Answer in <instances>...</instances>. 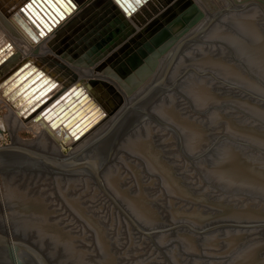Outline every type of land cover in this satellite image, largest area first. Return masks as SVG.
I'll list each match as a JSON object with an SVG mask.
<instances>
[{"label":"bare ground","instance_id":"6f19581e","mask_svg":"<svg viewBox=\"0 0 264 264\" xmlns=\"http://www.w3.org/2000/svg\"><path fill=\"white\" fill-rule=\"evenodd\" d=\"M25 1L26 0H0V49L2 48V50L0 51V108L5 110L4 116L0 118V125L4 122L10 128L9 131H10V134L12 135V141L8 144H12V143L20 144V145L28 147L29 149L37 151V152H45L51 156L54 162L55 161L60 162L61 166L63 168H67L69 171L58 172L59 175L54 174L55 175L54 180L57 182L59 187L61 186V188H71V187L77 188V186L85 185V186H91L95 189L99 188L100 190L104 191L105 194L107 193L106 195H108L112 199L113 205H115L118 210L121 209V211L123 212L121 213L125 217L135 216V217H141V219L143 217H145L146 219L153 217L152 215L155 212V207L156 206L158 207L159 198H161L158 196V192H160L161 190L158 192L153 191L149 189L150 186L152 187L153 183L154 184L158 183L157 185H160L161 187L159 189L163 190V193L162 192L161 193L171 198L172 197L171 195H177L178 194L177 192H179L178 190L180 189L178 180H177L178 176L180 175L184 176V175H183L182 170L178 169V167L180 166L177 165V161L174 155L169 152L168 146L166 145V142L172 140L171 135L169 134L170 135V136L168 135L169 137H164L163 139L162 138L160 139V137L157 136V132H156L157 128L153 129L152 126L150 124L148 125L147 123L143 125L141 124L136 128L134 127L135 124L132 125L135 129L133 130V132L130 131L132 133L126 134V131L123 129H125L127 124L130 126L132 118H131V115L128 116V114L125 117L121 116V113L124 111L123 109L127 105H130L133 103L135 105L137 102H139V98H140L139 95L142 92H144L149 85L160 84L162 87L164 81L165 82L168 81L169 78L175 75L176 73L175 64L178 61L177 58L179 57V54L176 57L174 56L172 57L173 46H176L181 39H184L188 35H191V31L193 30V28H195L194 26L198 25L195 30L196 31L203 30L202 32L204 33V31L210 28L211 26H213L214 23H216V25L219 24V20L222 19L224 16V15L223 16L221 15L226 11L235 10L237 11V13H239L243 11V9L248 8L246 9V11H244V13L241 14V16H239V18H241L240 21L237 15L236 16L234 15L235 12L234 14H231L229 12L228 16H230V18L231 17L233 18V19H230L229 21L230 22L231 20L234 21L233 25L234 27L237 28L235 29V31L237 30L238 34L239 33L242 34L241 35L242 37L240 40H243L242 38H245V37L248 38L249 36L253 44L252 45L250 43L253 46L251 47L253 48V50H251V52L246 53V55L252 60V62L250 59L248 60L252 64L254 62L255 68H258V66H261L260 68H263L264 70V43H263L264 41L262 42V39L260 37L259 32L261 30L258 32V29L261 27L260 26L261 23L259 21V18L261 19L259 15L261 14L257 13L258 11L257 8H260L261 11L264 13V0H200V2L206 4L208 9L210 6L213 8V10L211 11L210 16L205 20V22L201 21L202 19L199 20L194 26L188 29L185 33H182V30L184 29V27H189L188 24H189L190 15L187 16L186 14L191 13L190 11L191 9L188 8L189 7L188 5L191 2V0H187V4L182 3L183 0H176V1H181V4L177 5L175 8V9H179L180 11H182V18L180 21L183 22L184 26L180 30L178 29L173 30V26L178 21L169 24L170 20L173 18V15H175L174 13L172 15L171 14L166 15L165 13L163 16L159 17V13L162 8L160 6L163 4L162 3L163 0L144 1L141 6L136 8V11L132 12L129 15H125V13L122 11V9L118 6V4L114 0H71V3H69V0H59V3H62L63 5L61 7H60V4L56 2V0H53V2L57 5L58 9L61 11V13H63V19H61L60 14L52 13L53 14L52 16H48L49 20L44 19L45 25L37 22L39 25V30H36L35 28L31 27L33 34H30L25 29V27L19 23L18 19L20 15H15V17H13V14L18 10V8ZM41 1L44 2L43 0ZM176 13H178V10H176ZM225 18L226 17H224V19ZM33 19L35 20V18ZM148 22L149 24H147ZM222 24H226V23H222ZM120 25L122 27H120ZM166 25L168 26V30L167 32H164V28L166 27ZM231 25H229V29L234 28V27H230ZM111 31H113L115 35L113 36L114 38H111L112 40L110 39ZM238 34L233 33V35H228V37L226 36L225 38L229 44H232L231 42H235L236 40L239 39V37H237ZM217 37L219 36L217 35ZM222 37L223 36L221 35V40H222ZM141 40L148 41V43L150 44L151 51H146L145 55H143L142 58H139V61L135 65L130 66L126 61V58L130 56V55H127V53L130 50H132L134 47H136V45L140 43ZM223 40H224V37H223ZM183 51H185V49ZM188 51H190V49ZM220 51L222 50L220 49ZM137 52H141V49L134 51L133 53H131V55L133 57H136L138 55ZM190 53L188 54L190 55ZM5 55H7L6 59L4 61H1L2 57ZM182 55H185V54L183 53ZM180 58L181 57H179V59ZM27 61L29 62V64L23 68L24 70L26 69L25 71L26 73L29 69L33 67H35V71L43 67L44 71L43 70L39 71L40 73L42 72L41 73L42 77L43 76L50 77V80L53 79L57 81V84L51 90V93L59 91L61 87L63 86V84L65 83L68 85L76 84L75 85L76 87L78 86L82 87L83 93H87V95H85V97L82 98L78 104L84 105L88 101V98L89 99L91 98L93 100L92 102L93 105L90 106L89 104V106H87L90 108L88 109L85 108L84 111H82L83 107H81L82 110L76 115L77 117H75L77 121L83 118V120H81L78 125L80 129H82V131L79 132L78 137H75L72 133L68 132V129L66 127L52 128L46 123L43 124L42 122L40 123L39 121H35L34 116L39 112L41 108L37 109L36 111L31 113L29 116L25 117L26 111H27V109H24L25 102H26V99H28L29 96L31 95V92L26 93L24 95L23 93H25V90L30 86L29 85L30 81L34 79L35 76L33 74L35 73V71L29 74V77H31L32 75V78L26 79V80L23 79V76L25 75V73H23L22 75L18 77L17 75H13L12 73L15 69L19 68ZM164 61H165V65L162 66L159 71H157L159 63L160 62L164 63ZM211 61L210 63H212ZM150 63L152 67L150 66ZM207 63H208V60H207ZM222 63L223 62H221L217 66L214 65L215 67L214 68L212 67L213 69H210L209 71L218 73L220 74L222 78L229 80L228 78H230V76L228 75L230 73H228L229 72L228 68L224 69L225 66ZM149 66L151 68L149 72L147 73L144 70L146 68L148 69ZM206 66L204 67L206 68ZM195 72H198V71H195ZM200 73L198 72V74ZM260 73L264 76L263 71H260ZM202 74H205V73H202ZM200 77H199L200 81L197 82L196 79L198 78H195L189 75L186 79L184 78L185 82L183 83L186 84V91L190 93V96L201 107L203 106L202 105L203 103L205 104L206 102L208 103L210 101H215V98H212V97H215V95L211 96L212 100H209L206 97L209 101L206 100L205 102L202 95L204 93L205 94L209 93L210 89H208L207 86L210 85L209 84L210 82L206 80L205 77L204 78L203 77L200 78ZM236 81L241 82L238 79ZM242 82L244 83V80H242ZM194 83H197V84H194ZM251 84L252 83L250 82L249 83L250 87H252ZM201 85H203V87H200ZM253 86L256 87L254 83H253ZM157 87H159V85ZM130 92L137 93L138 94L137 96L139 97L136 96L137 98L134 101H131V102L127 101L126 95L129 94ZM162 93L163 92L161 93L158 92L159 95L157 94L158 98H156L157 100L153 107V110L155 111V113H157L160 117H162L163 120L167 122V125L174 128V129H170L172 132H176V130H178L181 134L183 133L187 137L188 146L189 144L190 145L192 144L193 146V144H195L197 141L198 143L202 141L205 137L203 136L204 132L197 126H194L195 123L193 124L191 123V122H194V121H191L193 117L190 119L191 115L188 112H185V110L182 107H179L178 105L173 103V100H172L173 96H171L170 92L164 94L163 96H162ZM160 96L161 98H159ZM205 96H208V94ZM209 96H210V93H209ZM143 106H141L142 109L144 108ZM196 112L198 111L196 110ZM201 114H203V112ZM209 115L207 116L209 117ZM217 115H219L218 112H217ZM96 116L97 118L95 119ZM120 116L121 118H118ZM212 117H214L215 119L216 113H214ZM134 118L135 117H133V119ZM214 119H212L211 122H214L216 120ZM129 121H130V124H129ZM202 121H204V117ZM207 121H209V119ZM207 123H209V125L212 124L210 122H207ZM207 123H206V126H207ZM229 124L230 123L226 124V127H228ZM212 125H211V128H212ZM176 126L178 129H176ZM203 126L205 127L204 123H203ZM217 126H218V123H217ZM22 128L23 129L25 128L28 131H32L36 135V139H22L18 135H16L17 131H19V129H22ZM229 128L230 127H228L229 132L232 133L233 135L234 134L240 135L246 139L253 141L252 135L254 134L246 135V133L244 132L240 133L234 128H231L232 130H230ZM257 131H259V129ZM206 138L207 137H205V139ZM256 142L258 143L260 142V140H257ZM203 143L205 142L203 141L202 144ZM227 145L228 144L224 142L215 148L214 152L216 154H214L213 158H211V159H214V161L211 166L208 165L209 168L206 171V175L209 174V176H211V178L213 179V182H216L217 184H219L218 186L221 188H225V189L241 188V189H246V190L253 192V190H256V188H258L257 186L255 187L256 182L253 181V178L255 177V176L253 177L254 170L253 169L244 170L245 167L243 166L244 165L243 163L245 162L242 161L244 160L242 158H240L241 159L240 161H242V163L240 164L244 168L238 169L239 166L237 167V163L239 162L237 161H239L238 160L239 156L237 154L239 151H237L236 148H233L232 145L231 146H227ZM228 147H231V148H228ZM93 151H95L96 155L87 156L89 152H93ZM79 154L86 155V156H82ZM245 154L247 153L245 152ZM124 158H126L127 160L134 161L138 165V169L136 171L137 173L141 172L143 175L148 176L146 179L142 177L143 180L141 179L136 180L139 183L138 188L135 189L137 193H134L135 191H133L134 194H132V192H130V189L132 191V188L131 187L128 188V186L117 189L119 191V195L125 196L124 201L126 203H124V205L126 204L125 205L126 209H124V207L122 206L123 202L119 203L118 202L119 198L116 199L115 196L109 191L110 186L112 187L115 186L116 188H118L121 185L122 181L125 182V177L120 173V171L125 172L121 168V163L123 162V164L127 165V162ZM114 159L118 160L119 163H116ZM214 164L216 165L218 164L219 166L226 165L228 171L222 169V167L216 168V166L214 167ZM246 168H248V166ZM175 173L177 175V178H176ZM63 174H67V175L63 176ZM6 177H7L6 182L3 180L5 184L3 182L1 183L0 181V185H4L3 191L0 190L2 192V195L4 194L9 199V201L11 200V202L15 203L16 205L21 204V203H29V205H32V206H30L29 212L27 214L21 213V215L23 214L22 216H19V215L14 216L13 214V216L5 217L6 219L5 223L3 222L4 228H5L4 230L6 231L5 234H7L9 237L13 236L14 229L16 230V233L24 234V235L35 232L36 237L32 236L33 240L34 238H36L40 244L43 242V239L50 240V242L54 241L55 244L58 245V248L61 249V253L65 255L66 261H69L72 264H103L102 263L103 261H104V264H115L113 263L114 261L110 260L111 255L109 257L107 256L113 253V249L111 250L110 248L112 253L109 251V254L105 253L104 254L105 256L99 255V258H97L93 250H88L86 248L88 250L87 252L85 248L82 249L81 247L79 248L78 246H76L77 240L75 238V235H73V232L72 233L69 232L70 230L67 231L68 229H65L66 226L62 228L61 224H60V227H57L59 225H57L55 223L54 218H52L53 216L52 213H54V215L57 213V212L56 213L54 212L56 209L50 210L51 208L46 207L44 203L40 204V203H37L35 199H28V194H26L23 189H20V187H18L16 183L14 182L13 177L15 176H6ZM181 178L179 177V179ZM117 179L119 180L118 183H117ZM183 184L181 182L182 186ZM261 184H259V186ZM145 185H149V186L146 187ZM132 187H134L133 184H132ZM253 187H255V189ZM186 188H188V186ZM261 188L260 189L258 188V189L261 190ZM58 189L61 190L60 188ZM178 197L179 196H177L176 198ZM192 201H193V198H192ZM11 202L9 204H11ZM206 202L207 204L209 203L208 201ZM201 203L203 204L204 202H201ZM192 204H195V203H192ZM46 205L48 204L46 203ZM210 206H212V204ZM213 207L215 208V205ZM219 207H217L219 209L218 212L226 216L229 209L226 210L225 208H221V206ZM214 211H216V209ZM80 212L82 213L81 210ZM235 212H237V210ZM156 213L160 214V212H156ZM216 213L214 212V214ZM159 214H158L159 216L158 218H160ZM210 214H212V212ZM17 217H20L21 219L20 224H19L20 226L16 224L17 222L15 223L16 225L13 223L14 229L12 227L13 229L12 230L11 225H9V223L10 221L12 223V220H14L15 218L17 220ZM56 218H59V217L56 216ZM145 218H143V220L145 222H148L145 220ZM186 220L188 221V219ZM205 220H207V218ZM203 221L201 223H203ZM195 223L197 222L195 221ZM201 223L199 221V224ZM6 226L8 227V229ZM149 228H152V227H149ZM83 231H81V233ZM131 231H132V228H131ZM84 233H86V231ZM224 233L226 234L227 231ZM75 234L77 236V233ZM185 234L187 233L185 232ZM78 235H80V233ZM102 235L104 234L102 233ZM214 235H215L214 233H209L208 235L204 236V238L202 237L203 240L202 239L201 240L205 244L207 243V241H204V240H208L210 236L213 237ZM82 236H81V239H82ZM132 236H134V233L132 234ZM183 237L186 239L185 236ZM218 237L219 236L217 237L215 236L214 238L217 240L221 239V237L220 238ZM225 238L226 237H224V239ZM77 239H80V237ZM95 239H96L95 242L99 241L98 235L97 237L95 235ZM130 239H131V236H130ZM130 239L128 241H130ZM232 240L234 241V239ZM232 240H230L231 243H232ZM86 241L88 240L86 239ZM189 241L191 240L189 239ZM238 241H240V239ZM191 242H193V240ZM134 243L135 242L133 240V244ZM47 244H49V242ZM230 245H227V246L230 247ZM44 246L46 247L45 244ZM52 248L55 249L54 247ZM91 248H93V246ZM234 248L237 249L236 247H233V249ZM53 249L52 251H54ZM101 251H102V248H101ZM89 252L94 253V256H95L94 258L96 259V261L95 260L93 261V259L90 260L89 257L91 254L88 256ZM251 252H253V249L250 250L246 256L250 255L251 257L252 255L250 254ZM243 260L238 263H242ZM142 262H144V260Z\"/></svg>","mask_w":264,"mask_h":264},{"label":"rangeland","instance_id":"374dc122","mask_svg":"<svg viewBox=\"0 0 264 264\" xmlns=\"http://www.w3.org/2000/svg\"><path fill=\"white\" fill-rule=\"evenodd\" d=\"M192 1L195 2L198 5L199 9L203 12L204 17L202 18L201 21L205 22V20L210 16L213 8L209 6V9H208L206 4L200 2V0H192ZM182 3L187 4V0H183ZM246 9H248V8L243 9V11H241V12L238 11L239 13H237V11H235V10L226 11L221 15V16L224 15L222 19L219 20V18H218L219 24L216 25V23H214V25L211 26L210 28H208L207 30H205L206 32L204 31V33L202 32L203 30L200 31V33L198 35L199 37H197L195 42H193L191 44L192 46L191 45L188 46L189 48L187 47L185 49V51H182L180 53L181 55L179 54V57H181V58L180 59H179V57L177 58L178 61L175 64L176 65L175 75H173L171 78H169L168 81L163 82V86L165 85L164 87L168 86L169 88L166 87L164 89V91H161V92H163L162 96L164 94L170 92L171 96H173V98H172L173 103L178 105L179 107H182L185 110V112H188L191 115L190 119L193 117L191 119V121H194V122H191V123L192 124L195 123L194 126H197L201 130H203V132H204L203 136L207 137L206 139L204 137V139L202 141H200L199 143H198V141L196 142L197 145L195 143V144H193V146H192V144L191 145L189 144V146H188L187 137L183 133L181 134L178 130H176L177 133L172 132L170 129H174V128L167 125V122H165L163 120V118L160 117L153 110L154 104L157 100L156 98H158V95H159L158 93H156V95L154 94L153 97L150 98L151 101H149L146 105H144L143 109H142V107H140L141 109L139 112L138 111L134 112L135 116L133 115V117H135V118L134 119L132 118L131 124L129 121L130 126L127 124L128 127L126 126L124 129L126 131V134L132 133L136 127H138L141 124L143 125V124L147 123L148 125L150 124L153 129L157 128L156 129L157 136L160 137V139L161 138L163 139L164 137H169L171 135L172 140L166 142V145L168 146L169 152L174 155V157L177 161V165L180 166V167H178V169L182 170L183 175H184V176L180 175L177 178V175L175 173L180 189L178 190L179 192H177L178 194L177 195H171L172 196L171 198L162 194L163 190L159 189L161 187H160V185H157L158 183H155V184L153 183V185H155V186H153V185H152V187L150 186L149 189H151L153 191L158 192L161 190L160 192H158V196L161 197V198H159V204H158V207L160 209L157 206H156L157 208L155 207V212L152 215L154 218L150 217V218L146 219L145 217H143V218H145L146 221H148V222H145L143 220V218L141 219V217H135L133 215L134 216V217H132L133 220H135L139 226L141 225L145 229H158L157 232L151 234V237H148V236L144 235L143 233H141L140 231H138V229H136L137 227L132 225L130 223L131 221L129 222L126 219L127 217L125 218V216L122 215V213H120L121 211L118 210L115 205H113L112 199L108 195H106L107 193L105 194V192L100 190L98 187H97L98 189H95L91 186L82 185V186H77V188L76 187L61 188V186L59 187L57 182L54 180L55 179L54 174L49 176L50 178H44L43 177L44 173L32 174V176H29L30 178H32L31 181H34V184H35L34 191L37 192V194H39V196L44 199V201L42 200V202L45 204V206L48 208L50 207L51 208L50 210L56 209L54 212L55 213L57 212V213L55 215H54V213H52L53 214L52 218H54L55 223L57 225H59L57 227H60V224H61L62 228H64L66 226L65 229H68L67 231L70 230L69 232H71V233L73 232V235H75V238L77 240L76 246H78L79 248L81 247L82 249L87 248L88 250H93L95 252V255L97 256V258H99V255L105 256L104 255L105 253L109 254V251L112 253L111 250L113 249V253H112L113 255L109 254L107 256L109 257L111 255L112 257L110 256V260L114 261L113 263H115V264H121V263L122 264H186V263L187 264H200V263L201 264H236V263L242 261L244 258L245 259L243 260V262L238 263V264H264V261H263V259H264V227H255V228H253V227H250V228L217 227L214 229L206 230L204 232H202V228H201L202 226H206L207 224L209 225V224H213V223H218L220 221L244 222V221H253V220L264 219V190H263L264 189L263 188L264 187V181H263L264 180V139H263L264 138V133H263L264 132V76L260 73V71L264 72V70H263V68H260L261 66H258V68H255L254 62H253V64L251 63L252 60L246 55V53L251 52V50H253V48H251V47H253L252 41L250 40L249 36H248V38H249L248 39L244 35L243 36L245 38H242L243 40H240L242 37L241 36L242 34L239 33L240 34V36H239L237 30L235 31V29H237V28L234 27V25H233L234 21H232V20H231V22L229 21L230 19H233V18L232 17L230 18V16H228L229 12L231 14H234V12H235L234 15L235 16L237 15V17L240 21L241 18H239V16H241V14L244 13V11H246ZM257 10H258L257 13L262 15V16L259 15L261 17V19L259 18V21L261 23V25H260L261 27L258 29V32L260 30L262 31V32L260 31L259 33H260V37H261L262 42H263L264 41V13L261 11L260 8H257ZM190 14H186V15L188 16ZM224 17H226V18L224 19ZM223 20H225V21H223ZM220 23L221 24L226 23L227 25L232 24L233 26L231 25L230 27H234V28L229 29V25L228 26L226 24L221 25ZM147 24H149V22ZM223 25H225V26H223ZM183 26H184L183 22L178 21L173 26V30H175V29L180 30L183 28ZM197 26H194L195 28H193V30L191 31V34L196 31L195 29ZM216 27H217V29H216ZM225 31H227V32H225ZM215 33H217V34H215ZM219 33L224 37V40H223V37L221 40V35ZM233 33H235V34L237 33L238 34L237 37H239V39L236 40L235 42H231L232 44H229L225 37L226 36L228 37V35H233ZM217 35L219 37H217ZM215 37H217V38H215ZM146 39H148V38H146ZM245 39H246V41L247 40L248 41L246 42ZM248 43L249 44L251 43L252 45L251 44L249 45ZM144 44H147V46H149V47L147 48L144 46V48H142V45H144ZM241 45H243V46H241ZM237 46H239V47H237ZM138 49H141V52H137L138 55L136 57L138 59L142 58L143 55H145L146 51H151L150 50L151 49L150 44L148 43V41L141 40L140 43H138L136 45V47H134L132 50H130L127 53V55H131V53H133L134 51H137ZM187 49L188 50L190 49L191 53ZM220 49L223 52L220 51ZM200 50H201V52H200ZM183 53L185 55H182ZM188 53H190V55ZM202 57H204V58H202ZM206 59L208 60V63H207ZM248 59H250L251 62ZM179 60H181V61H179ZM182 60H183V62H182ZM210 61L212 63H210ZM221 62H223L222 64H224V66H225L224 69L228 68V71H229L228 73H230L228 75V76H230V78H228L229 80L222 78L220 76V74H218V73L209 71L210 69H213L215 66H217ZM204 63H205V65H204ZM161 64H163L162 66H164L165 61H164V63H162V62L159 63L157 71H159L161 69V68L159 69ZM225 64H227V65H225ZM177 65H178V67H177ZM204 66H206V68ZM195 71H198L199 73L201 71L202 72L200 74H198V72H195ZM202 73H205V74H202ZM182 74H183V76H182ZM189 75H191L195 78H198V79H196L197 82L200 81V79H199L200 76H201L200 78L205 77L206 80H208L210 82L209 84L211 85V86L210 85L207 86L208 89H210L209 90L210 96H209V93H207L208 96H205L207 94L202 93L203 94L202 97L205 100V102H206V100L207 101L212 100V98H215V101H210L208 103L206 102L205 104L203 103L202 104L203 106L200 107V105L190 96V93L188 91H186V84L183 83V82H185V79ZM237 79L240 80L241 82H237L236 81ZM242 80H244V83L242 82ZM234 81H236V82H234ZM245 81H247V82H245ZM255 81L257 84L255 83ZM250 82L252 83L251 84L252 87L249 86ZM253 83L255 84L256 87L253 86ZM194 84H197V83H194ZM258 84H260V85H258ZM192 85H193V83H192ZM209 86H210V88H209ZM200 87H203V85H201ZM214 90H215V92H214ZM84 94L87 95V93H84ZM137 95H138L137 93H131L130 92L129 94L126 95V99L129 102L134 101L137 97L140 96V95L139 96H137ZM213 95H215V97L211 98V96H213ZM159 98H161V96ZM217 98H218V100H217ZM92 102H93V100L91 98L90 99L88 98V101L84 105L79 104V107H83L82 111H84L85 108L86 109L90 108V107H87V106H89V104H90V106L93 105ZM143 110H144V112H143ZM196 110L198 112H196ZM199 111H200V113H199ZM216 111L218 112L219 115H217ZM202 112H203V114H201ZM205 112H206V114H205ZM223 112H225V113H223ZM214 113H216V118H215L216 120L214 119V117H212V115H214ZM4 114H5V110L0 108V118L3 117ZM137 114H139L140 116ZM129 115L130 114H128V116ZM196 115H198V116H196ZM207 115H209V117ZM220 116H222V117H220ZM75 117H77V116H75ZM139 117H141V118H139ZM203 117H204V121H202ZM211 117H212V119H214L216 121L215 122L213 120L215 122L216 126H215L214 122H211L212 121ZM96 118H97V116L95 117V119ZM207 118L209 119V121H207L208 120ZM218 118H220V119H218ZM135 120H136V122H135ZM205 121L212 123L215 127L212 124L209 125V123H207ZM197 122L200 125V127L197 124ZM203 123L205 124L206 128L203 126ZM206 123H207V126H209V127L206 126ZM217 123H218V126H217ZM228 123H230L229 125H231V126L228 125V127H230L229 128L230 130H232L231 128H234L240 133H243V132L246 133V135L247 134H254V135H252L253 141L246 139L240 135H235V134L233 135L232 133H230L228 130V127H226V124H228ZM132 125H134L135 128ZM164 125H165V127H164ZM211 125H212V128H211ZM83 126H85V125H83ZM233 126H235V127H233ZM176 129H178L177 126H176ZM258 129H259V131H257ZM9 130H10V128L4 122L0 125V144L5 145V144H8L12 141V135L10 134ZM81 131H82V129L80 130V132ZM130 131H132V132H130ZM178 133H179V135H178ZM16 135H18L22 139H36V135L32 131H28L25 128L19 129V131H17ZM257 140H260V142L257 143L256 142ZM203 141L205 143L202 144ZM224 142L226 144H228L227 146L232 145L233 148H236L237 151H239L237 154L239 156L238 157L239 161H237V162H239V163H237V167L239 166L238 169H240V168L243 169L245 167L244 170H246V169L247 170L248 169L254 170L253 171V173H254L253 177L254 176L255 177L253 178V181L256 182L255 187L257 186L259 189L262 187L261 190L256 188V190H253V192H251L249 190L241 189V188H229V189L221 188L218 186L219 184H217L216 182H213V179L211 178V176H209V174L206 175V171L208 170L209 166H211L213 164L214 159H211V158H213L214 154H216L214 152L215 148ZM200 144H202L203 146ZM194 145H196V146H194ZM167 146H166V148H167ZM190 146H192V147H190ZM228 148H231V147H228ZM81 149H83V148H81ZM242 150H243V152H242ZM245 152L247 154H245ZM251 153H252V155H251ZM79 155H82V154H79ZM94 155H96L95 151L89 152V154L87 156H94ZM82 156H86V155H82ZM251 156H253V157H251ZM240 158L244 159V160H242L243 162H245V163H243L244 165L242 164L244 167L241 166V164H240V163H242V161H240L241 160ZM124 159L126 160L127 165L123 164V162L121 163V168L125 172L120 171V173L125 177V182L122 181L121 185L118 188H116L115 186L114 187L110 186L111 188L109 187V191L115 196L116 199L119 198L118 199L119 203L123 202L122 203L123 205L122 204H120V205H122L124 207V209H126V207H125L126 204L124 205V203H126L124 201L125 196L119 195V191L117 189L124 188V187L128 186V188L129 187L132 188V191L130 189V192H132V194L137 193L135 191V189L138 188L139 183L136 180H140V179L143 180V178L146 179L148 176L143 175L141 172L140 173L136 172L138 169V165L134 161L127 160L126 158H124ZM114 161L116 163H119V161L116 159H114ZM252 161H253V163H252ZM215 166H216V168L222 167V169L228 171L226 165L225 166L224 165L219 166L218 164L217 165L214 164V167ZM247 166H248V168H246ZM173 167H171V168H173ZM240 173H241V171H240ZM66 175L67 174H63V176H66ZM257 175H258V177H257ZM179 177L180 178L183 177V178L179 179ZM256 177H257V179H256ZM187 179H188V181H187ZM255 180H257V181H255ZM2 182L4 183L3 180H2ZM118 182H119V180L117 179V183ZM181 182H182V184L188 183L189 185L192 183L191 184L192 186L191 185L189 186L188 184H186V185L183 184V186H182ZM131 183L133 184L134 187H132ZM258 183L259 184L263 183V184H261L259 186ZM57 186L61 190H59L57 188ZM145 186L147 187L149 185H145ZM187 186L189 189L186 188ZM255 187H253V188L255 189ZM3 188H4V185H0L1 191H3ZM74 188H76V189H74ZM192 189H194V190H192ZM1 191H0V193H1L0 195H2ZM133 191H135V192L133 193ZM205 193H207V194H205ZM3 196H5V195L3 194ZM122 196H124V197H122ZM177 196H179V197L176 198ZM203 196H205L206 198ZM5 198L8 201L7 203L9 204L11 202V200L9 201V199L6 196H5ZM192 198H193V201H192ZM120 200H122V201H120ZM189 200H190V202H189ZM195 201H197V202H195ZM200 201L204 202L203 203L204 205ZM206 201H208L210 203V205L212 204V206H210L209 203L207 204ZM45 202L48 203V205H46ZM192 203H195V204H192ZM12 204L15 205V203H12ZM214 205H215V208L213 207ZM216 205H217V207L221 206V208H225L226 210H228V209L230 210V211L228 210L227 215L225 214L227 217L224 216V214H221L218 212L220 207L218 209L216 207ZM227 206L230 208H228ZM215 209H216V211H214ZM80 210L82 211V213L80 212ZM236 210H237V212H235ZM182 211L186 212V213H188V212H193V213H198V214L201 213L200 215H202V216L201 217L193 216L190 219L187 218L188 219V221H187L186 218L184 219L180 215V214H182L181 213ZM210 211L212 212L213 215L210 214L211 213ZM156 212H160V214L156 213ZM214 212L215 213L217 212V213L214 214ZM207 213H209V214L207 215ZM11 214L12 213H10V214L5 213V216H3V218L0 217V228H4V223L6 220L5 217L13 216V214H14V216H18V215L22 216L23 215V214L21 215L20 213H18V214L13 213L12 215ZM158 214L160 215V218H158L159 217ZM56 216L59 218H56ZM205 216L206 217L211 216L209 218V220L210 219L211 220L210 221H208V219L205 220L206 219V218H204ZM155 218H156V220H155ZM18 219H19V221H18ZM138 219H139V221H138ZM10 220H11V218H10ZM14 220H16V218ZM14 220H12V223H11V221L9 223V225H11V229L14 226L13 223L15 224L16 222H17L16 224H18V226H20L19 225L20 221H21L20 217H17L16 221H14ZM142 221H144L145 223ZM195 221L197 223H195ZM199 221H200V223L203 221V223L199 224ZM178 222H185L186 224L192 225L194 228H196V232H193L186 227H176V228L169 229V226H171L175 223H178ZM205 222H206V224H204ZM141 223H143V224H141ZM6 224H7V222H6ZM147 225L149 227H152V228H149ZM68 227H70V228H68ZM130 227L132 228V231H131ZM7 229H8V227H7ZM13 229H14V227H13ZM133 230H134V232H133ZM81 231H83V232L81 233ZM85 231H86V233H84ZM226 231H227V233L225 234L224 232H226ZM13 232L17 235H24V234L16 233L15 229L13 230ZM185 232L187 234H185ZM75 233H77V236ZM79 233H80V235H78ZM83 233H84V235H83ZM96 233H98V234H96ZM102 233L104 235H102ZM133 233H134L135 238H134V236H132ZM209 233H214L215 235L213 237L210 236L208 238V240H204V241H207V243H208V244L205 243V244H207V245H205L202 242V240H203L204 236L208 235ZM34 234H35V232L34 233L32 232V233L25 234V236H28L33 242H36V244L38 243V245L43 250L48 252V254L51 256V260H52L53 264H61V263L62 264H72L69 261H66L65 255H63V253H61V249L58 248V245L55 244L54 241H51L52 242L51 243L50 240L43 239L44 243L42 242L40 244L36 238H34V240H33V237L34 236L36 237V234L35 235ZM85 234H86V236H85ZM188 234H189V236H188ZM95 235H96V237L98 235V240H99V241L97 240L98 242H95V240L97 239V238L95 239ZM129 235L131 236V239H130ZM182 235L185 236L186 239ZM192 235H194V236H192ZM78 236L80 237V239L82 236V239L81 240L77 239V238H79ZM215 236L216 237L219 236L218 238L221 237V239L217 240L214 238ZM140 237H141V239H140ZM224 237H226V238L224 239ZM228 238L230 240L234 239V241H236V242H234L232 240V243H231V241ZM86 239L88 241H86ZM129 239H130V241H128ZM189 239L191 241L193 240V242L189 241ZM239 239L241 242L238 241ZM35 240H37V241H35ZM44 240H46V241H44ZM83 240H84V242H83ZM133 240L136 244L135 243L133 244ZM48 242H49V244H47ZM79 242H81V243H79ZM44 244L46 245V247L44 246ZM100 244L102 245V247ZM109 244H111V245H109ZM226 244L227 245L231 244V245L229 247ZM232 244H233V246H232ZM90 246L91 247L93 246V248H91ZM98 246H99L100 250H99ZM186 246H187V248H186ZM52 247H54L55 249H53ZM233 247H236L237 249H235V248L233 249ZM101 248H102V251L104 253L101 251ZM110 248H111V250H110ZM224 248L225 249L227 248V249L225 250ZM52 249L54 251H52ZM87 249H86V251L88 252ZM252 249H253V252L250 253V254H252L251 257H250V255L246 256L247 253ZM100 252H102L103 254ZM114 252H116V253H114ZM119 254H121V255H119ZM89 255H90V257H89L90 260L93 259V261L94 260L96 261V259L94 258L95 257L94 253L89 252L88 256ZM113 257H114V259H113ZM143 260H144V262H142ZM134 261H135V263H134ZM106 262H107V260H106ZM102 263L104 264V261Z\"/></svg>","mask_w":264,"mask_h":264},{"label":"water","instance_id":"95a60500","mask_svg":"<svg viewBox=\"0 0 264 264\" xmlns=\"http://www.w3.org/2000/svg\"><path fill=\"white\" fill-rule=\"evenodd\" d=\"M44 1V0H43ZM118 6L122 9L125 15H129L132 12L136 11V8L141 6L144 1L141 0L139 4L136 3V0H129V3L132 5V8H127V6H122L121 3H118L117 0H114ZM32 0H26L18 10L13 14L19 16V23L25 27V29L30 33H32L31 27L39 30V25L42 23L45 25V20H49L48 16H52V13L60 14L61 11L58 9L57 5L50 0V3L42 2L41 0H37L38 6L34 5V9L29 11L26 8L28 3H31ZM60 7L63 6L62 3H59V0H56ZM64 2V1H63ZM163 4L159 13V17L166 15H172L173 18L170 20L169 24L180 21L182 18V11L179 9H175L177 5L181 4V1L176 0H163ZM189 9H191V14L189 17V27H184L182 33H185L188 29L194 26L199 20H201L204 15L202 11H200L198 5L191 0L188 5ZM178 10V13H176ZM35 18V20L33 19ZM45 19V20H44ZM154 21V20H153ZM120 27H122L120 25ZM168 26L164 28V32H167ZM201 30L193 32L191 35H188L186 38L181 39L176 46H173L172 57H176L180 54L184 49L190 46L193 42H195L196 38L199 37V33ZM199 32V33H198ZM109 35V34H108ZM114 32L111 31V38H114ZM175 39V37H174ZM112 40V39H111ZM149 47L147 44L142 45V48ZM2 48L0 49V51ZM7 55L2 57L1 61L6 59ZM127 63L131 65H135L139 59L137 57H133L132 55L126 58ZM29 62H25L22 66L15 69L13 71V75L20 76L23 73V79H30L29 74L35 71V67L29 69L27 73L23 68L26 67ZM154 64V63H153ZM150 66L152 67L151 63ZM145 69L148 73L150 67ZM162 67L160 65L159 69ZM126 68V67H125ZM40 70L44 71V68H40L35 71L33 74L35 77L30 81V86L25 90V93L31 92V95L28 99H26L24 109H27L25 117L29 116L31 113L41 108L39 112L34 116L35 121L46 123L52 128L56 127H66L68 132L72 133L75 137H78L80 132L79 123L82 119H75V116L82 110L79 107L78 102L85 97L86 94L83 93V89L81 86L76 87L74 84L68 85L63 84L61 89L57 92L51 93V85H56L57 81L50 80V77H45L41 75ZM40 73V74H39ZM184 74V73H183ZM163 79V78H162ZM158 83V82H157ZM159 85V87H157ZM158 85H149L147 89L140 95L139 102L135 105L130 104L127 105L121 113V116H127V114L135 116V111H140V107L145 105L150 101V98L168 86L164 87L160 84ZM50 89V90H49ZM26 96V95H25ZM27 97V96H26ZM139 103V105H138ZM140 106V107H139ZM131 111V112H130ZM118 117V118H121ZM118 120V119H117ZM80 129V130H79ZM124 130V129H123ZM122 130V131H123ZM78 131V132H77ZM121 131V132H122ZM216 141V140H215ZM214 143V142H213ZM69 171L67 168H63L60 162H54L51 156L45 152H37L29 149L20 144H5L0 146V181L2 180L6 182V176H15L13 177L14 182L20 189H23L26 194H28V199H35L37 203H43L44 199L34 191V181H31L32 174L44 173V178H50L52 174H58V172H66ZM16 179V181H15ZM1 194V193H0ZM191 198V197H190ZM48 204V203H47ZM29 203H21L18 205H14L11 203L10 205L7 203L5 196L0 195V217L5 216V213H24L27 214L30 209ZM121 211V209H120ZM122 212V211H121ZM120 212V213H121ZM123 213V212H122ZM180 214L184 219L195 217H201V213H193V212H181ZM208 214V213H207ZM123 215V214H122ZM199 215V216H198ZM126 218V217H125ZM132 217H127L126 219L140 231L144 235L151 237V234L157 232L158 229H145L141 225L139 226L135 220L131 219ZM210 218V217H204ZM211 220V219H210ZM208 220V221H210ZM207 222V221H206ZM206 222L204 224H206ZM176 227H186L189 230L196 232V228H194L190 224H186L185 222H178L171 226L169 229ZM217 227H236V228H250V227H264V219L253 220V221H244V222H236V221H220L218 223L209 224L206 226H202V232L214 229ZM4 228H0V264H53L51 260V256L43 250L39 245L33 242L28 236L25 235H17L13 233V236L9 237L5 234ZM264 261V259H263Z\"/></svg>","mask_w":264,"mask_h":264},{"label":"snow or ice","instance_id":"6c2138e0","mask_svg":"<svg viewBox=\"0 0 264 264\" xmlns=\"http://www.w3.org/2000/svg\"><path fill=\"white\" fill-rule=\"evenodd\" d=\"M45 3H50V0H44ZM118 3H121L122 6H127V8H132V5L129 3V0H117ZM141 0H136V3L139 4ZM69 3H71V0H69ZM34 5L38 6L37 0H32L31 3H28L26 5V8L29 11H32L34 9ZM61 19H63V13H60ZM50 30V29H49ZM55 85H51V88H54ZM50 90V89H49Z\"/></svg>","mask_w":264,"mask_h":264},{"label":"built area","instance_id":"2783aa9c","mask_svg":"<svg viewBox=\"0 0 264 264\" xmlns=\"http://www.w3.org/2000/svg\"><path fill=\"white\" fill-rule=\"evenodd\" d=\"M0 145H2V144H0Z\"/></svg>","mask_w":264,"mask_h":264}]
</instances>
